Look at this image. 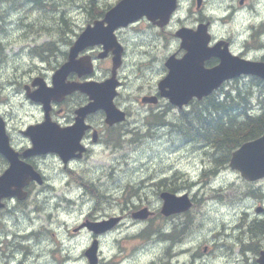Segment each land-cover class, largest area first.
<instances>
[{"label":"rangeland","instance_id":"374dc122","mask_svg":"<svg viewBox=\"0 0 264 264\" xmlns=\"http://www.w3.org/2000/svg\"><path fill=\"white\" fill-rule=\"evenodd\" d=\"M116 1L0 0V113L7 114L13 136L14 132L18 133V139H16L18 144L24 143L26 145L27 143V140L23 139L24 141H22L20 129L25 128L28 124L41 121V114L37 108L23 104V97L19 89V83L27 78L28 72H32L34 69L30 70L34 66H38L35 69L44 68L41 63V57L34 51V48L43 42L56 40L57 47H50L53 51L58 49L57 55L50 59L51 66H49L48 62L43 63L47 65L45 67L50 69L57 61L62 60V58H59L61 52L68 50L70 39H74L75 34H77L76 31L80 32L86 26L94 9L100 6L104 10L107 4H113ZM239 1L203 0L202 6L197 7L196 0H182L181 13L175 17L171 27L165 32L168 37L167 41L162 38L154 40L158 48L157 54L159 55L163 51V44L164 49L168 45L170 50L177 47L178 41L172 34L177 28L182 25L195 27L199 18L209 17L212 21L211 29L215 35H233L237 42V48L243 50L244 46L256 50L247 54L251 58H260L264 55V48L260 46V49H258L257 41L262 39L264 42V35H261L263 29L257 31L256 38H252L251 34L254 32L251 27L253 24L256 23L258 25L264 20V0H246L247 5H244V7L240 5ZM234 9L236 11L232 13ZM138 23L133 28L125 29V32L121 31L123 38H129L128 42L132 47L128 59L137 63L140 69L148 65L149 70L154 71L159 67V64L155 61H149L145 54L146 52L144 53L145 47H139L136 44L140 42L145 45V40L149 44L150 36L154 38L156 32H150L149 29L145 28L148 27L146 20H141ZM159 39L163 41L162 44L157 43ZM135 65L127 64L126 71L122 74L124 86L121 96L130 102L132 114L136 117L132 118V122L134 126L142 128V131L136 130L132 135L133 140L137 143L120 151V160L117 163V171H120L119 175H117L119 176V186L116 187L114 185L115 178H113V175L106 174L110 170L108 169L109 163L106 156V158H103L105 160V168L102 175L103 179L100 182H95V176L90 172H84L85 182L89 183L91 180L95 183L94 187L99 197L92 193L94 189L92 186H86L84 182L79 183L81 184L82 193L85 195L84 202L79 200L76 205L71 207L68 206L67 200L69 199L67 196L73 195V193L70 189L63 186L64 179L62 180L63 177L59 172L54 177L52 174L58 162L53 160L45 162L44 168L48 172L49 180L52 181L53 179L58 186L57 191L53 193L57 199L51 198L50 194L46 197L41 196L38 199V204L45 208L43 212L31 213L30 215L28 213L20 216L18 214L14 215L9 225L10 232L13 229L26 232L17 236L18 238H24V241L20 242L19 239L11 247V250L15 249L18 251L19 264H24V262L27 264L26 260L28 259V263L31 262V264H39L44 261L43 256L36 258L39 255L36 246L33 249L36 253L23 247L20 248L21 244L27 240L25 236L28 231L35 233L38 227L44 231L46 228H53L57 235L64 238L66 226L69 234H72L71 228L73 225L70 224L83 218L91 210L94 202L98 204L102 211L107 213L118 212L122 215L129 213L122 209V203L128 204V208L131 210L134 208L133 204H136V208L147 205L155 211L157 214L155 217L158 216L157 219L134 222L130 218L127 227H122L118 234L111 235L107 240L110 241L116 236L123 240V236L129 233L125 238L137 239L131 244L130 253H128V264H137L140 260L148 262L153 260L152 264H167L170 259L166 253L167 250H170L172 254L176 249H184L185 246L179 244L180 242L174 244L166 242V246L162 247L159 239L153 238L157 235H150L140 241L138 234L148 226H150L148 230H155L156 226H153L154 224L160 223L158 229L163 227L170 228L174 226L176 221L185 219L183 216L167 221L165 218H160L159 215L162 205V200L159 196L161 191L159 189V181L171 178L176 172H180L184 176L175 184L176 187L179 186V192L188 191L194 195L195 199L197 198L194 209L191 211L192 217L189 220L194 230L189 238H193L194 244H203L199 242V239L214 236V238H233L234 245L236 244L235 242L240 243L242 239L247 242V238H263L261 241L264 245V229L262 231L253 230V233L251 231L250 233L247 232V226L256 224L252 222L253 220L264 219L263 215H256V208L261 205L264 206V180L259 183L248 182L239 173L226 169L215 180L210 179L206 182V179H204L200 183L202 171L204 168H208L209 157H212L213 161H220L217 164L220 167L226 159V153L222 152L224 154L222 156L221 152L220 154L210 155L212 148L209 145L182 138L178 128L175 127L176 124L178 125V116L180 114H177L173 109L160 112L163 118L162 121H165L164 117L167 118L166 123L156 125L157 119L151 116L153 125L148 127L146 121L142 120L144 115H139V111L144 113L142 109L144 107L139 102V97L145 92L154 90L158 82L155 75L149 70L142 75L140 70L135 72ZM98 67L100 74H104L107 71L108 62L101 61ZM156 70L164 72V68ZM15 77L18 83L13 85ZM241 82H244L245 86L249 83L247 90L254 92L253 103L255 112H263L264 104L257 101L260 86H257V82L252 81L251 78H245ZM14 91L19 93L20 96ZM74 174L78 173L74 172ZM102 184H105V186L110 185V188H108L109 193L115 192L116 195H122L121 200L114 202L110 197L111 195L103 189ZM122 184H130L131 187L129 188V185L124 186ZM112 186L116 187L114 191L111 188ZM48 190H50V187ZM90 198L92 200L86 201ZM49 211L53 212L56 218L51 219L48 217L46 212ZM244 211H247L246 215ZM65 219L69 224H65ZM239 220L245 226L236 229V223ZM1 235L3 236L5 233L2 232ZM49 235H51V232ZM79 238H81L80 245L77 247L81 249L87 243L89 236L88 234H83ZM224 239L219 242H223ZM62 241L64 242L65 239ZM217 244L224 250H228L226 244ZM124 246H128V244L126 243ZM239 246L233 247V244H231L230 247H233V251H230V254L233 256V261L227 264H237V261L241 259L242 255H239ZM246 255L248 258L244 260V264H253L255 261L254 252L248 251ZM47 257L52 260L53 256L50 255L49 257L47 255ZM183 257L189 261L187 254L178 258L182 260ZM208 261H212V264L222 263L220 251L216 252L214 260L210 259ZM76 264H86V262L81 259L80 263ZM122 264L126 263L123 262Z\"/></svg>","mask_w":264,"mask_h":264},{"label":"water","instance_id":"95a60500","mask_svg":"<svg viewBox=\"0 0 264 264\" xmlns=\"http://www.w3.org/2000/svg\"><path fill=\"white\" fill-rule=\"evenodd\" d=\"M176 8L177 0H122L106 14L104 20L96 21L94 27L88 26L80 35L71 49L70 61L64 66L65 73L76 68L73 58L90 44L103 43L105 47H118L114 34V30L118 26L127 25L144 15L152 21L164 25L170 21ZM105 22L108 23L107 26H105ZM177 35L182 38V47L187 49V53L181 59H170L168 63L169 75L161 82L160 86L162 88L169 87L163 95L169 97L173 103L180 107L188 103L194 96L202 98L210 94L228 78L251 73L264 79V61H250L233 56L226 47L219 50L220 44L217 47H209L208 23L199 25L197 30L182 27L177 31ZM215 54L221 58L220 63L213 68H205V59ZM116 65L119 64L115 62L113 78L105 83L106 85L101 88L102 91L98 94L102 97H95L97 90L92 84H76L77 87L95 97L96 104L106 109L108 120L111 121L121 119L115 116L119 115V110L113 104L115 88L118 84L115 77ZM59 89L64 93L71 91L67 89L62 79H60ZM43 95L51 94L49 90H38L31 97L45 101ZM231 166L239 169L243 176L250 180L264 177V133L261 137L248 141L237 149L233 153ZM162 196L165 199L163 212L166 214L181 212L191 206L187 194L176 196L165 192ZM142 216H147L145 211ZM259 261L264 264V252H262Z\"/></svg>","mask_w":264,"mask_h":264},{"label":"trees","instance_id":"16d2710c","mask_svg":"<svg viewBox=\"0 0 264 264\" xmlns=\"http://www.w3.org/2000/svg\"><path fill=\"white\" fill-rule=\"evenodd\" d=\"M97 10L98 13L104 11L100 6ZM51 46L57 47L56 42ZM253 80L260 86L258 100L264 104V83L259 79ZM248 85L236 81L224 98L208 97L194 103L193 109L185 112L175 126L182 138L209 145L212 148L210 155L221 152L222 156L225 152L224 162H227L231 151L238 145L260 136L264 130V111H253L254 92L247 90ZM93 193H96L95 187ZM263 229L264 224L256 225V231Z\"/></svg>","mask_w":264,"mask_h":264},{"label":"flooded vegetation","instance_id":"af4514ba","mask_svg":"<svg viewBox=\"0 0 264 264\" xmlns=\"http://www.w3.org/2000/svg\"><path fill=\"white\" fill-rule=\"evenodd\" d=\"M213 38H214V42L218 39L217 37H214L213 36ZM229 40V42L232 44V42H233V39H231V38H229L228 39ZM172 53H175L176 55H178V56H182L183 54H184V51L183 50H181L180 49V47H177ZM171 53V54H172ZM246 52H241V54L242 55H244ZM218 63V58L216 57V56H213L212 58H210L208 61H207V65L208 66H213V65H216ZM82 98H84V97H82ZM84 99H86V98H84ZM81 103L80 104H83V102L84 101H80ZM163 112V111H162ZM152 117H155V118H157V119H159L160 121H157L155 124L156 125H161V124H163V123H166V122H163L162 121V116H161V113L159 112V113H156V114H153V115H151ZM71 119V121L73 122L74 121V119H75V115L73 114V116H72V118H70ZM164 119H165V121H167V118L166 117H164ZM70 122V121H69ZM71 122V123H72ZM94 125V128H96L95 127V124H93ZM152 125V123H150V125L148 126V127H150ZM87 135H86V138H85V141H87V140H91L92 139V137H99V136H101L100 135V133H99V131H98V129L96 128L95 129V131H94V129H92V130H90V131H88L87 133H86ZM77 172V171H76ZM78 173V172H77ZM188 186H191V185H188ZM178 187V186H177ZM193 187V186H192ZM203 189V188H202ZM197 199V198H196ZM190 220V217H188V218H186V219H183L182 221L181 220H179V221H176V223L174 224V226L173 227H170L171 228V230H173L172 232H169V233H166V234H163L162 236H165V237H169V235H174L173 237L174 238H179L180 240L182 239V238H189L192 234H193V228H192V223L189 221ZM241 224V223H240ZM260 225V224H259ZM241 226H245L244 224L242 225L241 224ZM239 227H240V225L239 226H237L236 227V229H239ZM17 228H18V226H17ZM18 236H20V235H18ZM211 238H214V236H212ZM19 239H20V242H22V241H24V238H14L13 239V244H15L16 242H18L19 241ZM28 239V238H27ZM214 239H216V238H214ZM224 238H219V241L220 240H223ZM232 239L233 238H226V239H224V241L223 242H216L215 243V241H214V243H215V245H217V248H215L218 252L220 251V253H221V256H222V260H223V262L222 263H220V264H224V263H231L232 261H233V256L230 254V250H229V248H230V246H231V244H234L233 243V241H232ZM217 243H220V244H226L227 246H228V250L226 251V250H224L221 246H219ZM18 248V247H17ZM20 248H22L21 246H20ZM249 250L250 251H254V248L253 247H251V248H249ZM194 254V253H193ZM40 256H43V258H44V261L42 262V263H39V264H54L53 263V260H49L48 259V257H47V255H45V254H40ZM15 257H16V259H15ZM20 259V257H19V255H18V251L17 250H15V249H12L11 250V252H10V254L8 255V256H0V264H19L20 263V261H18V258ZM243 257V258H242ZM248 258V256L246 255V253H243L242 254V256H241V259L240 260H238L237 261V264H244V260H246ZM1 259H2V261H1ZM200 262V264H204L203 263V261L201 260V261H199ZM23 263V262H22Z\"/></svg>","mask_w":264,"mask_h":264},{"label":"bare ground","instance_id":"6f19581e","mask_svg":"<svg viewBox=\"0 0 264 264\" xmlns=\"http://www.w3.org/2000/svg\"><path fill=\"white\" fill-rule=\"evenodd\" d=\"M42 2V1H41ZM259 29H263V31H262V33H261V35H264V24L263 25H258L257 27H253V32L254 33H252L251 34V37L252 38H256V36H257V31L259 30ZM155 119H157V118H155ZM157 121H160L159 119H157ZM163 122H167V121H163ZM213 122V121H212ZM153 125V124H152ZM211 134V133H210ZM227 156V155H226ZM219 163H220V161H219ZM219 166V165H218ZM73 174H74V172H72ZM84 184L86 185V186H92L93 188H94V182L93 181H91L90 180V182L88 183V182H84ZM92 189V188H91ZM97 189V188H96ZM99 191V190H98ZM93 193V192H92ZM95 196L97 195V197H99V195L97 194V192L96 193H93ZM256 225H259V224H254V225H251L250 227V231L253 233V230H255L256 231ZM158 233H159V230L158 229H155V230H148L147 232H146V237H148V236H153V235H158ZM163 235V234H162ZM162 235H160V236H162ZM26 237V236H25ZM36 253V252H35ZM39 254V253H38ZM41 256H40V254L36 257L37 259L38 258H40ZM29 260V259H28ZM28 260H26L27 262V264H31V262L30 263H28ZM19 261H20V259H19ZM24 264H25V262H24Z\"/></svg>","mask_w":264,"mask_h":264}]
</instances>
